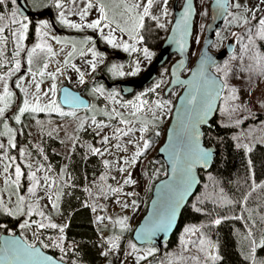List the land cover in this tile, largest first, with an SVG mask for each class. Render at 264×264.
<instances>
[{
  "label": "rangeland",
  "instance_id": "rangeland-1",
  "mask_svg": "<svg viewBox=\"0 0 264 264\" xmlns=\"http://www.w3.org/2000/svg\"><path fill=\"white\" fill-rule=\"evenodd\" d=\"M29 1L33 4L37 2V0ZM174 1L167 0L165 4L164 0H152L148 9L149 14L144 16L143 20L151 21L165 34L172 20ZM181 1L176 0L178 6ZM59 2L61 6L57 7V0H47L45 4L50 5L48 7L50 12L48 14L37 12L41 17L33 18V26L28 17L24 20L18 13L16 4L14 9L0 14V17H3L0 19V27L5 29L3 33H0V37L3 38L0 40V95H3L5 84L12 94L7 101H0V107L5 109L3 115H0V145L3 146L0 148V201H3L4 207H7L9 212L24 214L17 231L30 244H35L39 240L36 234L39 224L43 223L45 226L65 224L57 214V188L63 182L62 176L60 174L55 176L49 170L50 166L45 165L41 154L40 136L44 132V135L56 137L59 144H54L53 149L59 152L65 161L73 143L80 137L77 127L87 124L97 134L98 146H94L87 139H82V142L88 151L100 157L103 163V171L93 180L87 192V202L92 207L97 237L105 244L102 246L106 253L103 264H139L142 262L141 254L147 253L148 249L144 247L138 250L134 247L138 252L136 251L134 257L130 256L128 252L134 244L129 241V237L142 216L143 209L145 211L152 182L165 173L162 167L155 164V169L149 171L148 175L144 163L152 154V146H156L155 149H157L163 140L175 98L181 89L180 86L174 87L164 95V89L169 80L168 67L174 60L175 54L158 67L157 77L152 82L128 95H123L118 85L107 87L102 79L95 85L97 71L100 74L104 73L109 81L136 77L153 59L158 48L146 45L138 33L140 26L137 27L149 0H59ZM209 2L210 0H195L196 15L188 51L189 62L182 74H186L199 52L205 35V24L209 19ZM89 3L92 7L87 9L88 14L81 19L79 13ZM101 6L104 8L107 19L102 20L96 28H88L87 24L100 18ZM14 10H16L15 16ZM228 12L220 27L214 32L210 48L215 53L219 52L221 47L223 49L226 38L231 37L235 47L227 57L229 60V58L242 56L247 50L246 41L250 39L249 33L252 29L248 24L238 33L237 28H234L235 20L239 18L240 21L237 23L240 22V25L254 18L260 22L264 19V0H229ZM61 13H63V19L70 24L81 25L79 28H74L67 24L66 31L69 30V33L66 36L69 39L74 37V33L84 31L82 54L72 63L75 68L63 65L65 59L68 60L70 57L71 50L63 45L49 44V32L41 28L40 21H48L52 25L49 20L51 16L55 21L56 16L61 18ZM13 20L16 23H12ZM22 23H27L28 28L24 40L18 42ZM46 24L48 26L47 22ZM120 28H124L125 31H120ZM13 32H16L17 36H13ZM109 33L114 37V44H109L105 39ZM5 38L11 41L8 47L9 52L6 54ZM123 43L130 45L129 50L120 46ZM37 44L44 46L36 48ZM132 47L136 50L132 51ZM145 48L151 53L150 57L144 55ZM89 49H93L97 55L93 56ZM255 58L254 62H259L258 56ZM221 59L213 66L215 72L223 66L225 60ZM17 61L20 65L18 69ZM93 64H95L94 68ZM248 69L250 73L248 82L239 85V116H234L233 121L230 120L236 125L240 139L246 146L254 142L264 144V111L258 103V100L264 98V65H251ZM41 71L43 75H40ZM120 72L124 75H120ZM234 72H238L236 67ZM49 73H55V79ZM82 73L85 74L83 82H81ZM164 76L165 79L160 87L153 90L157 84L156 80ZM252 79L255 80L252 83L249 82ZM37 82L40 83L39 92L35 88ZM63 83L72 85L74 88L86 85L87 88L83 90V94L89 99V105L79 109L63 108L57 99L59 86ZM53 84H55L54 91ZM151 91L152 94L148 95ZM37 95L39 106L43 110L33 111L28 108L21 113L19 110L24 106L25 100L29 104H35ZM50 101L54 102V107H45ZM165 101L167 103H164ZM157 102L163 104V107H158ZM5 104H7L6 107ZM254 111H261L263 114L260 118L239 127L238 124L243 116ZM28 112L32 115L31 117L26 115L27 119L23 117V114ZM38 112L47 115L42 118L44 121L38 120L36 117ZM17 116L20 117L19 121L15 119ZM22 120L23 124L20 123ZM24 124H27L25 130L22 129ZM141 128L145 130L141 131ZM117 129L121 131L118 132ZM156 134L159 135L160 140L156 138ZM105 137L108 138L107 141ZM22 138L25 142H22ZM9 140L12 141L11 144ZM145 141H148L147 148L144 147ZM93 149H98L99 152H93ZM133 159L135 163L132 162ZM17 166L21 169V176L19 182L15 183ZM5 168L8 169L7 172L4 171ZM122 168L123 171H121ZM30 173H35L36 181H38L33 193L28 191L33 185ZM129 179L132 182L125 183ZM113 189H119V191H113ZM20 196L24 197L23 202H19ZM29 207L32 209L31 214L28 211ZM0 211H4L3 207H0ZM25 221L28 222V226L21 227ZM7 232L11 231L7 230ZM53 243L58 247L63 245L59 237H54ZM144 245L148 244L141 246Z\"/></svg>",
  "mask_w": 264,
  "mask_h": 264
},
{
  "label": "trees",
  "instance_id": "trees-1",
  "mask_svg": "<svg viewBox=\"0 0 264 264\" xmlns=\"http://www.w3.org/2000/svg\"><path fill=\"white\" fill-rule=\"evenodd\" d=\"M45 2L47 0H37L33 4L26 0L34 12L48 14L50 5ZM14 7L12 0H4L0 4V14ZM33 18H30L32 26ZM238 21L239 18L235 20L234 27L238 33L248 24L252 27L250 39L246 41L247 50L242 56L229 60V54L224 53L222 56L225 61L217 73L224 85L218 108L210 123L202 126L203 143L215 149L212 164L207 170L198 169L200 182L183 207L177 227L169 240L141 246L129 237L136 249H148L147 253L141 254L142 262L139 264H264V244L261 243L264 240V144L254 142L246 146L240 139L236 125L230 121L235 119L234 116H239V85L248 82L249 66L264 65V25L257 18L242 25ZM138 33L146 45L156 48L165 35L148 20H143ZM10 43L5 38V54L9 52ZM255 56H258L259 62H254ZM235 67L238 70L236 73ZM164 79L165 76L156 80L153 90L158 89ZM104 80H108L107 77ZM86 88V85L82 86V90ZM151 94L152 91L148 93ZM258 103L264 111V98L258 100ZM262 114L261 111L248 113L238 126L260 118ZM26 115L31 117L32 113L23 114L28 119ZM44 116L47 115L36 113L39 121H44ZM20 123L23 124V120ZM22 129H27V124ZM77 129L80 137L73 143L65 161L53 149L59 140L52 135H44V132L40 136L45 165L50 166L49 170L55 176H62L63 182L57 188V214L65 224L37 227L39 240L35 244H40L47 252L73 264H103L106 253L102 246L105 244L97 237L92 207L87 202L88 188L103 171V163L82 142V139H87L97 147V134L94 130L87 124ZM156 138L159 139L158 134ZM22 142L25 139L22 138ZM155 148L153 145L152 154L144 163L148 175L149 171L155 169V164L165 171L164 162L157 156ZM149 196L150 193L147 199ZM23 218V213L0 211V233L18 230ZM217 220L219 224L215 223ZM54 237L61 239L62 247L53 243ZM135 248L128 252L132 257L136 255Z\"/></svg>",
  "mask_w": 264,
  "mask_h": 264
},
{
  "label": "water",
  "instance_id": "water-1",
  "mask_svg": "<svg viewBox=\"0 0 264 264\" xmlns=\"http://www.w3.org/2000/svg\"><path fill=\"white\" fill-rule=\"evenodd\" d=\"M15 4L20 15L22 13L23 16H28L33 13L25 0H16ZM228 6L229 0H210L205 35L186 74H182V71L189 62L188 51L191 46L196 5L195 0H182L178 6L175 0L170 26L147 67L136 77L113 82L106 80L108 85L117 84L120 92L128 95L149 84L156 77L158 67L175 54L168 67L169 80L164 94L177 86L181 89L175 98L163 140L156 149L157 156L164 162L165 174L153 183L145 211L131 231V238L137 245L160 244L170 239L183 207L200 182L198 169L207 170L212 164L215 149L212 145L203 143L202 126L209 124L215 115L224 85L213 66L220 61L224 53H232L235 42L231 37L226 38L223 49L216 53L210 46L214 32L228 12ZM103 78L106 79L104 75ZM57 99L63 108L79 109L89 105V99L82 93V87L73 88L67 83L59 86ZM209 101L211 107L207 109V114L203 115ZM205 152L208 154L206 161L199 158L200 154ZM169 216L171 222L166 228L157 227L160 221H167ZM29 245L38 250V253H33L31 257L23 251ZM44 257L48 259L45 260ZM0 264L73 263L47 252L40 244L26 242L14 229L12 232L0 233Z\"/></svg>",
  "mask_w": 264,
  "mask_h": 264
},
{
  "label": "snow or ice",
  "instance_id": "snow-or-ice-1",
  "mask_svg": "<svg viewBox=\"0 0 264 264\" xmlns=\"http://www.w3.org/2000/svg\"><path fill=\"white\" fill-rule=\"evenodd\" d=\"M3 2H4V0H0V4H2ZM12 3L15 4V3H16V0H12ZM151 3H152V0H149L148 5H146V6L144 7L143 15L140 16V18H139V20H140V24H142V22H143V17H144V16H147V15L149 14L148 9H149ZM164 3L166 4V3H167V0H164ZM60 6H61V5H60V2H59V0H57V7H60ZM238 6H239V5H237V7H238ZM90 7H92L91 3H89V4L86 6V8H85L84 10H82V11L79 13L80 16H81V19H83L84 16H86V15L88 14V13H87V9L90 8ZM99 11H100V18H99V19H96V20H93L91 23L87 24L86 26H87L88 28H96V27H98V26L101 24V21H102V20H106V19H107V16H106V14H105V12H104V8H103V6L100 7ZM164 11H165V14H166V9H165ZM13 15H14V16L16 15V10H14ZM21 16H23L22 13H21ZM2 18H3V17H0V19H2ZM23 19H24V20H27V17H26V16H23ZM61 19H62L63 23H65V24H70L69 21L63 19V13H61ZM153 19H155V17H153ZM12 23H16V21L13 20ZM260 23H261L262 25H264V19H262V20L260 21ZM40 24H41L42 26H44V27L47 26V24H46L45 21H40ZM140 24H138L137 27H139ZM70 26H71V27H74V28H79V27H81V25H79V24H70ZM105 26H107V25H105ZM160 26L163 27V25H160ZM27 28H28V24H27V23H22V24L20 25V31H19V34H18V42L24 40V38H25V32H26ZM4 31H5V29H4L3 27H0V33H3ZM120 31L123 32V31H125V29H124V28H120ZM12 35H13V36H17V33H16V32H13ZM2 39H3V38L0 37V40H2ZM105 39L107 40V42H108L109 44H114V37H112L111 33H109V35L106 36ZM43 46H44V45H42V44H37L35 47H36V48H41V47H43ZM120 46H122L125 50H129V48H130V45H128L127 43H123V44L120 45ZM131 50H132V51H135L136 49H135L134 47H132ZM33 51H35V49H33ZM89 51H91V52L93 53V56H96V55H97V53H95V51H94L93 49H89ZM49 52H51V49H50V48H49ZM143 52H144V55H145L146 57H150V56H151V53H149L148 50H147L146 48L143 49ZM18 54H19V53L17 52V55H18ZM30 55H31V53H30ZM69 55H71V53H69ZM65 63H66V64L68 63L67 58L65 59ZM19 66H20V65H19V61H17V62H16V67H17V69L19 68ZM92 66H93V68H94V67H95V64H93ZM45 67H46V65H45ZM73 67H75V66L73 65ZM138 70H139V69L137 68V71H138ZM57 72H59V69H57ZM119 74H120V75H124L123 72H120ZM40 75H43V71L40 72ZM49 75H50L53 79H55V75H56L55 73H49ZM81 82H83V74H81ZM157 87H158V85H157ZM35 88L37 89V92H39V90H40V83H39V82H37V83L35 84ZM52 90H53V91L55 90V84H53V86H52ZM96 91H100V89H96ZM11 95H12V94H11V92H9V89H8L7 84H5V85H4V90H3V95H0V101H7V100L11 97ZM137 99H139V97H137ZM36 100H37V103H35V104H29V102H28L27 100H25V102H24V106L21 107L19 111H20L21 113H23V112H24L25 110H27L28 108H31L33 111H42L43 109L40 108L39 103H38V101H39V96H38V95L36 96ZM164 103H167V102L165 101ZM6 106H7V104H5V107H6ZM157 106H158V107H163V104H161L160 102H157ZM45 107H48V108L54 107V102H51V101H50V102H49V105H46ZM210 107H211V103H210V101H209V102L207 103V107L205 108V110H204V112H203V115H206V114H207V109L210 108ZM4 110H5V109H4L3 107H0V115H3ZM198 118H200V117L198 116ZM15 119H16L17 121H19L20 117L17 116ZM122 123H127V121H122ZM144 130H145L144 128H141V131H144ZM117 131L120 132L121 130H120V129H117ZM129 131H131V129H129ZM197 135H198V134H197ZM107 139H108V138L105 137V141H107ZM193 139H195V136H193ZM11 143H12V141L9 140V144H11ZM2 147H3V146L0 145V148H2ZM144 147H145V148L148 147V141H145V142H144ZM92 151H93V152H99L98 149H93ZM137 155H139V152H137ZM207 155H208V154H207L206 152H205V153H201L199 158H200V159H203V160L206 161ZM132 162L135 163V159H133ZM105 163H107V161H105ZM7 170H8L7 168L4 169L5 172H7ZM121 171H123V168L121 169ZM15 176H16V180H15L14 182H15V183H18L19 180H20V176H21V169H20L19 166H17V167L15 168ZM29 176H30V179L33 181V185H32L31 187H29L28 191H29L30 193H33V192L35 191V186H36V183H38V181H36L35 173H30ZM45 179H47V177H45ZM131 182H132V181H131L130 179L125 181V183H131ZM113 191H119V189H113ZM129 195H131V193H129ZM18 200H19V202H23L24 197H23V196H20V197L18 198ZM133 204H135V201H133ZM0 207H3V210H4L5 212H9V211H10L7 207H4V205H3V201H0ZM17 207L19 208V204H18ZM125 207H127V205H125ZM28 211H29V214H31V211H32L31 207H29ZM172 211L174 212V208H173ZM41 215H43V214L41 213ZM125 219H126V218H125ZM118 222H119V221H118ZM170 222H171V217L169 216L168 219H167V221H160V222L157 224V227H159L160 229H164V228H166V227L170 224ZM215 223L219 224L220 221L217 220V221H215ZM27 226H28V222H27V221H25V223L21 225V227H27ZM44 226H45V225H44L43 223H41V224L38 225V227H40V228H43ZM51 227H56V225L53 224V225H51ZM62 231H63V229L61 228V232H62ZM261 243L264 244V240H262ZM134 247H135V246L133 245V248H134ZM23 251H24V253H25L27 256H29V257H31V256L33 255V253H38V250L32 248L31 245H29L27 249H23ZM215 258H218V257H214V259H215ZM44 259L47 260L48 257H44Z\"/></svg>",
  "mask_w": 264,
  "mask_h": 264
},
{
  "label": "crops",
  "instance_id": "crops-1",
  "mask_svg": "<svg viewBox=\"0 0 264 264\" xmlns=\"http://www.w3.org/2000/svg\"><path fill=\"white\" fill-rule=\"evenodd\" d=\"M44 16H46V15H44ZM38 17H41V15H39ZM52 18H53V16H51V18L49 19L50 22L52 23V25L48 21H46L48 23V26H46V27L41 26V28L44 29L45 31L49 32L48 33L49 44H51V45L53 44L54 46L63 45V46L68 47V50L69 49L71 50V52H70L71 55L68 58V63L67 64L64 63L63 65L64 66H67V65L69 66L70 65L72 67L73 66V64H72L73 61L75 59H78L79 56L82 54V51H83V48H84V42L82 41V36H83L84 31L82 32L80 30V31L74 33V37L72 39H69L66 36L69 33V30L66 31L67 24L63 23L62 19L61 18H57V16H56V20L55 21L52 20ZM119 44H121V43H119ZM82 74H83V76H85L84 73H82ZM103 75H104V73L100 74L99 71L96 72V79L94 80L96 82V83H94L95 85L98 84L97 82H99L100 79L104 80ZM111 81H114V80H111ZM103 83L106 84L108 87H110V85H108L105 80H104ZM70 86L72 87V85H70Z\"/></svg>",
  "mask_w": 264,
  "mask_h": 264
},
{
  "label": "flooded vegetation",
  "instance_id": "flooded-vegetation-1",
  "mask_svg": "<svg viewBox=\"0 0 264 264\" xmlns=\"http://www.w3.org/2000/svg\"><path fill=\"white\" fill-rule=\"evenodd\" d=\"M39 15H40L39 13H37V12H33L31 15H28V16H26V17H28V18L30 19V18H32V17H34V18H35V17H38ZM153 80H154V79H153ZM153 80H152V81H153ZM114 81H115V80H114ZM152 81H151V82H152ZM111 82H113V81H111ZM111 85L115 86V85H117V84H111ZM111 85H110V86H111ZM146 85H148V84H146ZM146 85H144V86H146ZM166 85H167V84H166ZM144 86H143V87H144ZM143 87H141V88H143ZM119 89H120V88H119ZM172 89H173V88H172ZM172 89H171V90H172ZM164 95H165V94H164Z\"/></svg>",
  "mask_w": 264,
  "mask_h": 264
}]
</instances>
